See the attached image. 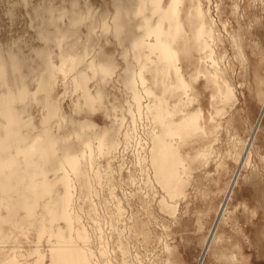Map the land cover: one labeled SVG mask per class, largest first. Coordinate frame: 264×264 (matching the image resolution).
<instances>
[{"label": "rangeland", "instance_id": "obj_1", "mask_svg": "<svg viewBox=\"0 0 264 264\" xmlns=\"http://www.w3.org/2000/svg\"><path fill=\"white\" fill-rule=\"evenodd\" d=\"M195 1L212 38L205 53L192 50L180 62L193 87L170 93L168 108L203 116L206 136L179 146L185 162L200 150L210 155L190 163L184 193L171 199L150 162V136L159 134L150 99L138 86V112L125 84L145 64L146 52L133 45L139 29L156 23L149 0H0V264H52V237L66 229L53 215L58 207L88 236V264H264V0ZM185 31L192 35L190 25ZM60 56L85 61L79 74L89 76L90 96L101 97L93 110L71 76L49 79ZM205 70L229 84L232 102L214 99ZM45 136L52 152L47 141L43 156L23 153ZM101 138L100 180L83 169L65 202L66 156L81 157L86 142Z\"/></svg>", "mask_w": 264, "mask_h": 264}, {"label": "bare ground", "instance_id": "obj_2", "mask_svg": "<svg viewBox=\"0 0 264 264\" xmlns=\"http://www.w3.org/2000/svg\"><path fill=\"white\" fill-rule=\"evenodd\" d=\"M196 2L195 0H149V3L153 6L152 16L157 19L156 23L151 26L145 25L142 29H139L141 36L133 45L135 49L146 52L145 64L140 66L138 75L132 76L131 80L125 83L126 89L132 93L134 106L138 112L141 113L143 109L141 104L143 96L141 91H138V86L144 87V94L150 99V104L147 106L149 108L148 119L159 130L158 135L152 134L150 136L153 146L150 153V162L157 183L165 190L168 198L170 197L171 199H176L184 193L188 184V180L185 179L187 177L186 174L191 171L190 165L200 163L202 159L206 160L207 156L210 155V150H200L193 157L191 164L185 162V159L180 154L179 146H185L194 139H203L206 136V128L202 125L203 116L199 111L189 115L176 112L175 110L170 111L168 108L169 100L173 98L170 93L180 91V95H184L193 87L192 84L185 82L179 66L180 62L183 60L185 62V57L189 58L192 50L197 53L200 52V55L205 53L207 51V40L212 38V32L206 16L203 15L199 5L195 4ZM146 5L145 3L140 8H147ZM183 12L188 14V21L183 20ZM186 22L191 27L192 35L190 37L185 31ZM189 39H192L193 44H190ZM59 59V66L50 65L49 79L52 80L59 75H63L66 78L71 76L75 90L82 91V97L85 98V107L93 110L95 106L100 105L101 97L92 98L87 90L89 76L87 74H79L81 71L78 68L85 64V61L80 58L66 59L63 56H60ZM91 66L90 64V68ZM200 69L202 70L201 67ZM99 71L105 75L113 74L112 70L100 69ZM196 73H200V71ZM147 75L151 81L150 86H148ZM211 75L212 72L206 71L204 73V76L210 78L209 82L211 85L207 84V86L213 90L214 99L218 98L226 105L232 102L234 95L229 84L223 79L214 80L216 76L212 77ZM173 80L177 83L174 87L171 86ZM193 81L195 80L193 79ZM47 85L50 90L51 85ZM47 85L42 86L40 92L47 91ZM21 96L22 100L25 99L26 93L22 92ZM55 112L56 114L58 113L57 107L50 108V117ZM217 116H220V112L216 113L215 117ZM92 128L84 129L89 132V130L92 131ZM51 140H54L51 136L37 138L33 141V145L30 148H26L23 153L27 156L36 154L43 156L47 152L43 149L47 141H49L50 145L49 150L52 152L55 143ZM104 145L103 138L96 140V142L95 140H90L84 144V153L81 157L78 154L66 156L64 165L61 167L63 173L60 179L63 182L60 183L64 186V191L66 192L65 202H72L71 178L82 174L83 169H88L90 180L95 178L98 181L100 180V175L94 166V158L101 153L106 155L103 149ZM68 153L71 154L73 152ZM85 162L88 163V166H83ZM91 172H93L94 176L91 175ZM162 206L165 209H174L167 202H163ZM53 215L58 222H66V229L64 231L58 230L52 237L54 242L51 245V251L55 256L52 264H88L91 260L85 251L88 246V236L83 232L79 233L74 230L72 225L75 223L73 221L74 217L68 210L63 212L61 207H58L57 214L54 213Z\"/></svg>", "mask_w": 264, "mask_h": 264}]
</instances>
